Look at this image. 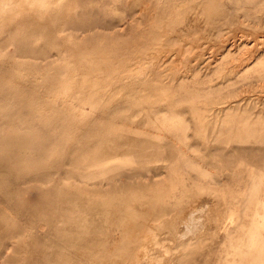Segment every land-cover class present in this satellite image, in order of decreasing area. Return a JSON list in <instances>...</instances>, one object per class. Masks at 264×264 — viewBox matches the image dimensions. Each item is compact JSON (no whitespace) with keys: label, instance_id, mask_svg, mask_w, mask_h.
<instances>
[{"label":"rangeland","instance_id":"1","mask_svg":"<svg viewBox=\"0 0 264 264\" xmlns=\"http://www.w3.org/2000/svg\"><path fill=\"white\" fill-rule=\"evenodd\" d=\"M188 211L156 263L264 264V0L4 3L0 264H131Z\"/></svg>","mask_w":264,"mask_h":264},{"label":"bare ground","instance_id":"2","mask_svg":"<svg viewBox=\"0 0 264 264\" xmlns=\"http://www.w3.org/2000/svg\"><path fill=\"white\" fill-rule=\"evenodd\" d=\"M28 1L37 2L41 0H1L0 8L1 10H3L4 3H12L13 5H17V4L20 5V4H27ZM16 13H19V11ZM13 14L14 12L12 13V15ZM201 205H207V203H203ZM194 208H197V205L194 206ZM184 219H186V221L189 223L185 224L182 230L176 231L175 224L170 222V219L168 216H164V215L160 216L153 223V225L149 227V230L147 231V233L141 238L140 246L134 256V262L131 264H158L155 261L156 259L165 260L167 256L169 255L171 244L174 242V240L179 241L181 239L186 238L190 234L191 235L195 234V230L197 231V215H194L193 211H188ZM180 226L182 227V225Z\"/></svg>","mask_w":264,"mask_h":264},{"label":"crops","instance_id":"3","mask_svg":"<svg viewBox=\"0 0 264 264\" xmlns=\"http://www.w3.org/2000/svg\"><path fill=\"white\" fill-rule=\"evenodd\" d=\"M201 215H197V227L200 226L201 222ZM198 229V228H197Z\"/></svg>","mask_w":264,"mask_h":264}]
</instances>
